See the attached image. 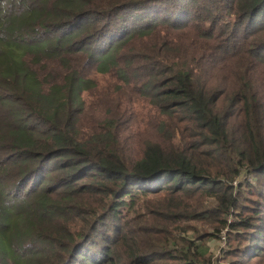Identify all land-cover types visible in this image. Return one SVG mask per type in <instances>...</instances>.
I'll return each instance as SVG.
<instances>
[{
  "label": "trees",
  "instance_id": "trees-1",
  "mask_svg": "<svg viewBox=\"0 0 264 264\" xmlns=\"http://www.w3.org/2000/svg\"><path fill=\"white\" fill-rule=\"evenodd\" d=\"M0 264H264V0H0Z\"/></svg>",
  "mask_w": 264,
  "mask_h": 264
},
{
  "label": "rangeland",
  "instance_id": "rangeland-1",
  "mask_svg": "<svg viewBox=\"0 0 264 264\" xmlns=\"http://www.w3.org/2000/svg\"><path fill=\"white\" fill-rule=\"evenodd\" d=\"M50 78L45 77L44 80L48 81ZM100 87L97 92L98 97H94V116L92 117L95 120L102 121L106 115H109L112 112V109L116 107L120 108L121 111H125L126 117H129V112L137 113V126L141 129L143 128L141 120L147 119V108L146 104L143 102L136 101L135 96L129 93L128 87H120V82L113 80L110 77L100 76ZM52 82V79H50ZM88 99V98H87ZM128 135V134H127ZM129 136V145L137 146V139L133 138L130 140ZM212 203V201H210ZM221 241H216L213 243L211 250L216 255V257H222V253L219 250L221 247Z\"/></svg>",
  "mask_w": 264,
  "mask_h": 264
},
{
  "label": "built area",
  "instance_id": "built-area-1",
  "mask_svg": "<svg viewBox=\"0 0 264 264\" xmlns=\"http://www.w3.org/2000/svg\"><path fill=\"white\" fill-rule=\"evenodd\" d=\"M222 245H221V247H220V251H221V253L223 254L224 252H227V251H225V248H226V242H225V238H223V240L220 242ZM224 250V251H223Z\"/></svg>",
  "mask_w": 264,
  "mask_h": 264
}]
</instances>
